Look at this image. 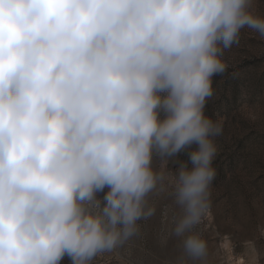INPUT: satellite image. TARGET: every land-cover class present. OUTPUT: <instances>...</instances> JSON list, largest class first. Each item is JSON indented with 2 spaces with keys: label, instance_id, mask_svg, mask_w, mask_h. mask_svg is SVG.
I'll list each match as a JSON object with an SVG mask.
<instances>
[{
  "label": "clouds",
  "instance_id": "obj_1",
  "mask_svg": "<svg viewBox=\"0 0 264 264\" xmlns=\"http://www.w3.org/2000/svg\"><path fill=\"white\" fill-rule=\"evenodd\" d=\"M253 0H0V264H91L161 212L201 261L216 175L204 114ZM163 113L161 117L160 113ZM191 167H151L187 146ZM107 187L103 203L96 193ZM162 242H164L162 240ZM249 264H260L259 256Z\"/></svg>",
  "mask_w": 264,
  "mask_h": 264
},
{
  "label": "rangeland",
  "instance_id": "obj_2",
  "mask_svg": "<svg viewBox=\"0 0 264 264\" xmlns=\"http://www.w3.org/2000/svg\"><path fill=\"white\" fill-rule=\"evenodd\" d=\"M254 11L264 14V0H253ZM225 71L212 77L211 97L204 114L222 121V132L212 137L216 154L212 167L216 175L210 185V215L194 227L206 240L205 264H249L259 256L264 264V39L245 26L239 40L223 51ZM161 117L163 113H160ZM185 147L174 156H161L155 149L151 167L175 174L180 164L191 167ZM107 187L96 193L103 203ZM156 214L137 221L139 232L91 264H178L183 255L180 239L167 235L171 219L161 216L165 206L175 210L171 196L149 195ZM162 240L164 242H162ZM59 264H71L65 254ZM188 264L201 261L188 259Z\"/></svg>",
  "mask_w": 264,
  "mask_h": 264
}]
</instances>
